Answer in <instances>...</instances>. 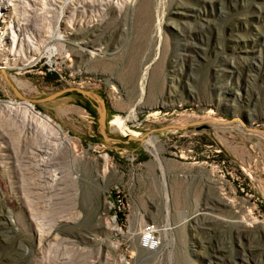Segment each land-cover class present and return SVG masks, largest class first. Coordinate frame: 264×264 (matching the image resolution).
<instances>
[{
    "label": "rangeland",
    "instance_id": "obj_1",
    "mask_svg": "<svg viewBox=\"0 0 264 264\" xmlns=\"http://www.w3.org/2000/svg\"><path fill=\"white\" fill-rule=\"evenodd\" d=\"M0 21V103H17L0 109V264H264V0H0ZM12 86L96 93L112 140L70 91L29 101L69 142L41 151L61 139ZM132 131L164 171L119 141ZM113 184L130 232L161 230L155 252L103 220Z\"/></svg>",
    "mask_w": 264,
    "mask_h": 264
},
{
    "label": "bare ground",
    "instance_id": "obj_2",
    "mask_svg": "<svg viewBox=\"0 0 264 264\" xmlns=\"http://www.w3.org/2000/svg\"><path fill=\"white\" fill-rule=\"evenodd\" d=\"M24 1V0H23ZM46 3V2H45ZM8 4L10 5V2H8ZM13 4V3H12ZM26 5V4H25ZM24 6V5H23ZM18 7H19V5H18ZM35 11V10H34ZM18 14V13H17ZM25 15V14H24ZM29 15V14H28ZM23 16V15H22ZM29 17V16H28ZM2 23H1V21H0V29H2ZM1 33V32H0ZM2 34V33H1ZM80 50L82 51V52H84V53H86V51L87 50H85V49H81L80 48ZM91 54H95V52H90ZM23 106H25V108H27L28 110H29V112H32L37 118H39L42 122H43V124L45 125V126H47V127H50V128H52L53 129V131L55 132V135H57V137L58 138H60L61 139V141H59L58 143H56V144H47V146H45V147H43V146H41L40 147V150L41 151H43V152H46V153H50V151H49V149H51V147H54L57 151H59L60 152V150H62V149H64L65 147H66V145L67 144H69V142H67L66 140H65V132H64V130L61 128V126L59 125V124H57V123H55L54 121H53V119L50 117V116H48V115H44V114H41V113H39V112H37V111H35L34 110V106H33V104L32 103H30L29 101H27V100H24V102H22L21 103ZM17 106V103H14V102H10V103H8L7 105H2L1 103H0V109L1 108H4V109H7V110H9V111H13V108H15ZM157 114V113H156ZM155 115V114H154ZM110 123L113 125V126H115L117 129H121V131H122V129H123V127L120 125V124H118V123H116L113 119L112 120H110ZM177 124H179V123H177ZM174 130V129H173ZM130 134V133H129ZM130 135H132V136H134V137H140V133H138V132H131V134ZM48 137V136H47ZM142 142H143V144H144V146L148 149V150H151V149H153V152H154V154L156 155V160H157V162L160 164V167L163 169V171H164V164H163V161H162V159L160 158V156H159V154H158V152H157V147H158V142H157V139H156V137H154V136H149V135H147V136H144L143 138H142V140H141ZM48 143V142H47ZM71 145V144H70ZM53 148V149H54ZM73 148L75 149V146H73ZM107 157V156H106ZM46 159V158H45ZM107 159H108V157H107ZM45 161V160H44ZM164 173V172H163ZM165 176V175H164ZM165 189L167 190V176H165ZM118 192H119V186H118ZM107 205H113V196L111 195L110 196V198H109V200H108V202H107ZM124 210L125 209H123V215H124ZM169 210V212H168V216H167V220H168V225H167V228H166V231L167 230H169L171 227H170V218H171V210H170V208L168 209ZM167 210V211H168ZM125 219V218H124ZM43 220H44V218H43ZM39 224V226H40V231H41V233L43 234V233H50L51 231H52V227H50V225H49V227H47V224L46 223H44L42 220H39V222H38ZM112 224H111V222H109L108 223V226H111ZM250 226H252V224H250L249 225V227ZM54 227V226H53ZM161 232V230H159V235H158V240H157V244L154 246V249H152L151 251H146V252H149V253H151V252H155L158 248H160V245H161V239H162V237H163V235L160 233ZM170 232V231H169ZM166 234V233H165ZM163 240V239H162Z\"/></svg>",
    "mask_w": 264,
    "mask_h": 264
},
{
    "label": "built area",
    "instance_id": "obj_3",
    "mask_svg": "<svg viewBox=\"0 0 264 264\" xmlns=\"http://www.w3.org/2000/svg\"><path fill=\"white\" fill-rule=\"evenodd\" d=\"M113 195V205H105L102 218L104 221H109L112 224V230L115 233H123L124 230L131 235L139 237V245L144 251H151L157 244L159 229L155 222L147 221L143 227L136 233L130 232V220H125L123 217V209H126L125 197H122L118 192V185L113 184L109 187ZM128 264V262H125Z\"/></svg>",
    "mask_w": 264,
    "mask_h": 264
},
{
    "label": "water",
    "instance_id": "obj_4",
    "mask_svg": "<svg viewBox=\"0 0 264 264\" xmlns=\"http://www.w3.org/2000/svg\"><path fill=\"white\" fill-rule=\"evenodd\" d=\"M12 88H13L15 94L17 95V97H19L23 100L33 101V102L49 101V100H52L56 97H59L60 95H62L64 93L70 92V91H76V92L80 93L83 97L92 101L93 106L95 107V109L98 113V131L103 136L104 141L106 143H108L112 140V138L109 137L106 133V124H105L106 106H105V103L102 100V98L99 97L96 93L91 92L89 90L79 88V87H67V88L59 89V90L47 95L44 98H41V99H28V98H25L23 95H21V93H19L18 90L14 86H12ZM197 123H198L197 121H194V122L190 123V125L197 124ZM183 127H185V126H181V125H177V124H169L166 126H162L157 130H165L168 128H183ZM154 130H156V129H153L152 131H154ZM262 132L264 133V131H262ZM144 136H146V135H144ZM144 136L134 137L132 135H129L126 140H119V141L122 143H128L132 140L141 141Z\"/></svg>",
    "mask_w": 264,
    "mask_h": 264
}]
</instances>
